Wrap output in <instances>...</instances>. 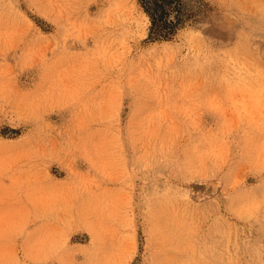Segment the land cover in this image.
Returning <instances> with one entry per match:
<instances>
[{"label":"rangeland","instance_id":"rangeland-1","mask_svg":"<svg viewBox=\"0 0 264 264\" xmlns=\"http://www.w3.org/2000/svg\"><path fill=\"white\" fill-rule=\"evenodd\" d=\"M0 264H264V0H0Z\"/></svg>","mask_w":264,"mask_h":264},{"label":"trees","instance_id":"trees-1","mask_svg":"<svg viewBox=\"0 0 264 264\" xmlns=\"http://www.w3.org/2000/svg\"><path fill=\"white\" fill-rule=\"evenodd\" d=\"M161 1H162V0H161ZM146 4H148V3H146ZM153 4H154V3H153ZM159 6L161 7L162 4H159ZM151 17H152V19H153V26H154V25H157V26H158V25H159V19H160L161 16H159V15L156 14V13H154V14L151 15ZM159 26H160V25H159ZM168 32H169V31H168ZM168 32H167V33H168Z\"/></svg>","mask_w":264,"mask_h":264}]
</instances>
